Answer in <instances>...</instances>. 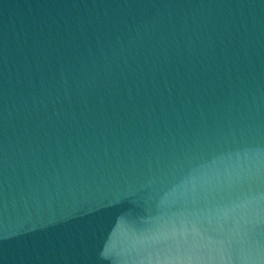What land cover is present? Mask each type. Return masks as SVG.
<instances>
[{
    "label": "water",
    "instance_id": "water-1",
    "mask_svg": "<svg viewBox=\"0 0 264 264\" xmlns=\"http://www.w3.org/2000/svg\"><path fill=\"white\" fill-rule=\"evenodd\" d=\"M0 264H264V0H0Z\"/></svg>",
    "mask_w": 264,
    "mask_h": 264
}]
</instances>
